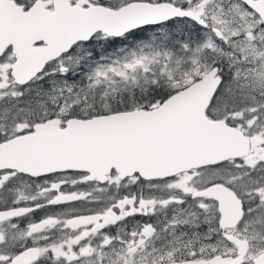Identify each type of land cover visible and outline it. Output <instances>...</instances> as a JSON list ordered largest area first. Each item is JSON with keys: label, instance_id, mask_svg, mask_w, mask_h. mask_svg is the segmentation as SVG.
Returning <instances> with one entry per match:
<instances>
[{"label": "snow or ice", "instance_id": "obj_1", "mask_svg": "<svg viewBox=\"0 0 264 264\" xmlns=\"http://www.w3.org/2000/svg\"><path fill=\"white\" fill-rule=\"evenodd\" d=\"M0 264H264V0H0Z\"/></svg>", "mask_w": 264, "mask_h": 264}]
</instances>
